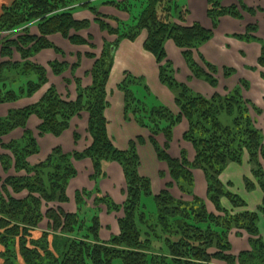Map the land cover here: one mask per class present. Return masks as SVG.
<instances>
[{"label":"trees","instance_id":"obj_1","mask_svg":"<svg viewBox=\"0 0 264 264\" xmlns=\"http://www.w3.org/2000/svg\"><path fill=\"white\" fill-rule=\"evenodd\" d=\"M139 1L144 3V7L138 16L133 18L134 23L125 22L113 30L98 19H95V22L100 29L117 35L121 40L134 41L142 30L146 32L144 50L155 58L159 65V80L174 94L175 104L179 110V115L172 117L168 126L180 122L181 118L188 122L190 131L184 138L187 139L189 135L190 139L187 140L196 146V152L199 150V153H196L197 164L209 174L210 182H215V176L227 163L239 164L244 152L248 154L249 162L253 165L254 176L256 179L259 178L261 176L259 160L264 162V146L261 133L254 127L248 106H251L256 115H260V111L244 100L240 89L230 98L218 100L214 97L211 101L192 93L185 85H180L173 79L171 65L165 61L163 45L166 40H171L175 46L186 51L183 57L192 69V75L215 86L214 79L199 70L191 54L192 50L197 51L211 39L212 31L203 29L197 23L186 25L188 10L184 0L185 5L182 6H179V0ZM99 2L128 13L130 18L134 1ZM78 4L96 14L95 0H13L10 6L3 8L0 16L2 29L14 32L31 23H37L39 30L38 37L25 33L23 36L15 37V41H5L2 46L3 57L11 58V50L14 49L23 61L20 66L23 73L21 75L28 80L26 79L25 92L20 91L22 95L31 97L47 83L44 68L28 62V59L44 49L53 47L47 40L48 36L58 33L74 44L85 43L78 35L70 34L86 30L89 26L88 21L74 20L73 11ZM237 4L223 8L220 0H208L207 17L212 28L217 27L219 19L223 16L238 19L241 18L238 10H246L249 13L254 11L247 9L240 0ZM255 30L254 27L248 29L251 33ZM261 45L257 66L264 68V44ZM85 56L93 58V55ZM79 61L80 59L71 67L73 71L78 68ZM112 63L111 49L101 54L95 61L89 72L92 82L90 89L84 90L80 81L75 78L74 101L62 100L54 88H50L38 104L22 111L10 112L6 120H0V137L6 136L18 127L24 128L26 120L31 115L41 121L38 127L40 134L60 136L68 129L73 117L86 112L89 115L88 133L91 137V146L84 152L68 157L62 155L60 149L56 148L44 162L34 167L28 165L26 161L27 157L38 153L36 142L30 132L25 130L21 139L22 145L17 143L1 145L14 156L15 171L24 172L25 176L7 178L2 183L0 179V246L3 249L0 252V264H18V260H21L22 264H212L213 260L225 264H236V261L238 264H263L264 254L260 243L252 253H242L237 260L227 254L230 250L227 234L231 229L244 228L251 236L257 235L256 219L250 214L235 216L229 214L226 219L217 218L207 214L203 206L196 211L192 205L201 204L196 199H192L193 203L176 201L166 191L153 197L156 214L148 215L145 212L141 197L142 195L152 197V194L149 182L138 177L135 145L130 143L126 152H119L107 137L104 110L106 83ZM204 64L212 73L214 72L212 66ZM13 66L3 69L12 70ZM50 68L55 76H61L68 66L64 63H53ZM127 78L119 86L125 94L126 112L135 98L128 90ZM16 97L14 94H3L0 91V103L15 100ZM137 101L141 104L139 100ZM163 112H166L165 109L152 108L148 114L146 113L150 123L145 119L139 123L138 119V124L159 132L164 119L161 114ZM192 134H198L199 137L194 139ZM73 138L74 141L79 139L77 134ZM182 154V163L164 153L159 154L158 159L166 163L171 179L181 192L189 195L190 180L187 171L189 165ZM84 158L89 159L92 165V178L95 181L104 176L102 170L104 162L119 164L125 176L126 195L123 204L116 205L107 197L101 201L109 214L122 211V217L117 220L119 233L111 236L107 243L99 240L98 208L88 209L90 212L92 210L91 220L85 219V216L80 218L86 209L82 194L88 195L87 192L75 194L76 212L73 214L49 207L52 203L68 202L66 188L68 182L76 176L71 159ZM1 160H5L1 164L6 171L10 160L6 158ZM30 175L32 177H29ZM258 182L264 192V184L261 180ZM23 193L26 194L21 199L14 197ZM216 194L220 195L219 192ZM210 198L216 210H221L217 197ZM231 202L233 206H237L236 199H231ZM262 206L261 209H264V200ZM44 220L48 222L46 231L41 233L40 238L35 239L33 234L38 231L37 227ZM152 239L159 243L158 246L153 244ZM209 250H215V253L209 254ZM153 252L161 257L154 256Z\"/></svg>","mask_w":264,"mask_h":264},{"label":"rangeland","instance_id":"obj_2","mask_svg":"<svg viewBox=\"0 0 264 264\" xmlns=\"http://www.w3.org/2000/svg\"><path fill=\"white\" fill-rule=\"evenodd\" d=\"M86 1H93V0H86ZM95 1H117V3H121L124 1H134V2H133L132 10H130V18H129L128 13H126V12H124V11L114 7V6L103 5L100 2H99V4L95 5V13H96L95 15L90 11V9L82 8L80 4L75 5V6H77V8L74 9V11H73L74 20H76V21H88L89 26H88V29H86V30H82V31L76 32V33L70 32V34H71V36H73L75 34L78 35V37L81 40H83L85 43L82 45L81 44H74V43L70 42L68 39L62 37L60 34L56 33V34H53V35L47 37V40L53 46L52 48L44 49V50L40 51L38 54H36L35 56H33L32 58L28 59V62H30L36 66H40V67L44 68V70L46 72V81H47L46 84H49V85H47L46 92L50 88H54V90L56 92L58 91V89L56 88V83H59V82H58V80L55 79V77H60V76H55L53 74L51 68H50L51 64L59 63V62L54 61V59H55L54 57H56L58 55L60 56L59 58L62 61H64L63 63L65 65H67L66 63L71 64L75 60H76V62H78V59L84 58L88 61H86V63H83V64H88L90 66L89 68H84L83 72L80 71V73H79L80 76H78V75L76 76V74H75L76 72L73 71L71 68L73 65L72 64L67 65L68 66L67 70H65V72L61 75V76L64 75V78L66 77V78L70 79V80H64V78L62 77L61 85L63 84L62 87L64 86L63 87L64 93H66V95H67L68 94L67 92H71V89L73 90V88H75V82H74L75 78H77L80 81L81 86L84 90L90 89L92 82L90 79L89 72L91 71L95 61L98 60V58L101 56V54L108 52L111 48H113V47L117 48V46L121 42L127 41V42L134 43L135 41H137L138 39L141 38L142 43H143L142 46H143V50H144V43H145L146 38H147V34L144 30H142L139 33V35L136 37V39L134 41H129L128 39H122L121 40V39H119V37L117 35L109 34L108 31L100 29L97 22H95V19H98V20L102 21L103 23H105L109 27V29L111 28L113 30L117 29V27L122 23H125V22H127L129 24H131L132 22L134 23V21H132V20H133V18H136V16H138V13L144 7V3H142L139 0H95ZM144 1H146V0H144ZM179 1H180L179 6L185 5L183 0H179ZM12 2L13 1H6V4L1 6L0 16L2 14L3 8L10 6L12 4ZM81 3H83V2H81ZM241 3H243V2L241 1ZM236 5H238V4L236 3ZM243 5L247 9L252 10V11L254 10V11L252 13H249V11H246V10H242V11L238 10L239 14L241 15V18L237 19V18L231 17L235 20L243 21L242 23H243L244 33L241 36L240 35L236 36V39L238 38L239 40H241L245 43L257 44L258 45V51H259L258 57H257V60H258V58L260 56L261 46H262L261 44H264V39H260L261 37L259 36L260 33H258V31H259V29H261V27H260V24L257 23L258 21H256V20L251 21V20H249V18L250 17L256 18L258 16H261L263 18L264 17V11L260 7L258 8L256 5L250 6V5H247L245 3H243ZM261 5L264 6V4H261ZM233 6L234 5L226 7V6L222 5L223 8H229V7H233ZM107 8H110V9L108 10ZM82 11H85V12H83V14L79 15V17H77V18L79 19L81 17L83 20H77L74 17V14L76 12L81 13ZM119 13H121V14H119ZM174 23H175V21H174ZM186 25H188V26L190 25L188 20H187ZM250 27H254L256 29L254 33H251L248 31V29ZM2 28L3 27L0 26V31H1V33H0V77H1L0 78V91L3 94H12V95L14 94L15 96H17L15 100H12V101L8 100V101H5L3 103H0V120H6V118L8 117V114L10 112L22 111L26 108H29V107H32V106L38 104V102H40L42 100V98L46 92L44 94H42L43 93L42 92L41 93L42 96H41L39 91H37V93H39L38 95L36 94V100L38 102L33 103V104H31L30 102H27L26 99H29L32 96L26 97V95H22V93H20L21 90L25 92V90L27 89V86H25V85H26L27 80H28L27 78H24V75H21L23 73H22V67H20V66L22 65L23 61H21L20 55L14 49H12L11 50L12 51V57L11 58H6V57L2 56V46H3V43L5 41L6 42L15 41V37L23 36L25 33H27L28 35L33 36V37H38L39 36V30H38L37 23H31V24L27 25L26 27L15 30L14 32H10L9 30H4ZM94 32H95V34H94ZM261 33H262L261 35L263 38L264 32H261ZM212 36H213V32H212ZM250 38H254L257 40H252ZM211 39H212V37H211ZM62 41H64L66 44L68 43V45H70V47H72V49H73V47H78V49H82L83 55H76L74 58L73 55H71V52H69V50L62 52L65 49L64 45H62L63 44ZM167 42H172V41L166 40L164 42L163 49H164V52L166 55L165 61L171 65L170 69L172 70V77L178 84L185 85L187 88L190 89V91L192 93H194L198 96H201L208 101H211L214 97H215V99H218V100L219 99L222 100V98H226V97L230 98L236 90L240 89L241 95L244 98V100L251 103L254 107H256L260 111V115H256L255 112L251 109V106H248V111H250V115H251L254 127L261 133L262 146H264V114H263L264 112L261 111L259 107L255 106L250 100H248L245 97V95L243 96L244 92H246L250 88L249 83L246 81V79H244L245 75H246V71L247 72H250V71L256 72L257 69L261 68V67L257 66V60H256V66L255 67L243 66L242 69H240V68H234L233 66H229V65H222L221 59H217L221 64L214 65L213 63L209 62V60H206L200 54L199 49L201 47L198 48L197 51L192 50V52H191L192 60L194 61L195 65L199 68V70H201L202 72H204L207 75H210L214 79L216 84H215V86H211L205 80L197 79V78H195V76L192 75V69L187 65V63L183 57L184 53L186 52L185 50L175 46L179 52L180 59L182 61V65H183L182 68L177 65V64H179V62L177 63L176 61H174V59L170 60L168 58L167 52H166L167 51L166 50ZM46 51H48V52H46ZM57 51H59V52H57ZM44 52H46V53H44ZM145 52L148 53L147 51H145ZM87 54L93 55V58H92V56L86 57L85 55H87ZM148 54H150V53H148ZM153 59H154V62L156 64V67H157L156 68L157 69V82L160 86L164 87L168 91L170 97L172 98L171 109H169V107H167L162 102H159L154 96H152V93H151L149 87L146 85V81L144 78L134 76L130 72H124L123 77H122L123 80H121V83L118 85L117 88L119 89V86L123 83L125 78L128 77L127 78V83H128L127 87L129 86L128 90L135 97V98H133L134 103H132L130 105L131 107L128 110V112L125 111V107H124V115H125L124 117L130 121H134L136 123V125H138L141 128H144L147 131L143 133L142 137L137 136L134 139L130 140L129 143L127 144V148L125 150H120L117 147H115L112 140L110 139V137L107 133V137L111 141L113 147L119 152H126L128 150L130 143H133L135 145V155H136V159H137L136 168H137L138 177H140L141 179H146L149 182L150 193L152 194V197H146L144 195H142V197H141V204L144 207L145 212L148 215H155L156 214V207H155V202L153 200V197H156L161 192L166 191L176 201L192 202V199H196V201L201 202V204L195 203L192 205L196 211H197V209H200L201 206H203V208H205V211L207 214L213 215L214 217H217V218L226 219L225 217L228 218L230 215L235 216V215L250 214L251 216H253L256 219L255 223H256V229L258 232L257 235L251 236L244 228H240V229L233 228V229H231L229 231V233L227 234V242L229 245L228 247L230 248V250L227 254L237 260V257L242 253H252V251H254L255 247H259L258 243H260V245L262 244V249H263V254H264V209H261L263 207L262 204H263V200H264V192L261 190L260 184L258 182V180H261L262 183L264 184V162L259 160L260 167H261V176L256 179V177L254 176L255 170L253 168V165L250 164V162H249L248 154L246 152H244L241 156L239 164L234 163V162L227 163L220 170L218 175L215 176V182L217 181L216 184H215V182H210L209 174H206L205 173L206 171L204 170V168L197 164L198 158L196 159V153H199V150L197 149V152H196L195 151L196 146L194 144H192L191 141L187 140L188 138L190 139L189 135H188L187 139L184 138V135L188 134L190 131V125L188 124V122L184 118H181L180 122L176 123L175 125H169L168 126L171 118L179 115V110L175 104L174 94L164 84H162L160 82V80H159V65L156 63V60L154 57H153ZM76 62H74V63H76ZM231 62L232 61L230 60V63ZM204 63L212 66L214 68V72L212 73V71H210V69L207 68ZM60 64H62V63H60ZM12 65H14L13 66L14 68H12V70H10L9 68H8L9 70L3 69L4 67H8V66L11 67ZM112 67H113V63L111 66V70H112ZM111 70H110V72H111ZM186 76H188V77H186ZM18 77H19V80H18ZM189 82H191L192 84L197 83V82L202 83V84H204V86H203L204 88L198 87L197 88L198 91H193L189 86ZM138 87H140L141 89H139ZM144 88H146V89L148 88L147 91L144 90ZM205 89H210V90L205 91ZM118 91L122 92L123 98H124L125 97L124 91L121 89H119ZM75 92H76V89H75ZM58 95L60 96V98L62 100L70 102V100H66V99H68L67 96H66V98H64L60 94H58ZM75 99H76V97H75ZM136 99L139 100L141 102V104H139ZM107 103L108 102H106V107H107ZM152 108H158L161 110L165 109V111H166V112L161 113L162 118H164V119L161 122L159 132H157L155 130L152 131L150 128L148 129V128L142 127L138 124V119H139V123H141V120H143V119H145L146 122L150 123V121L148 120L147 114H148L149 110ZM134 110H136V112H133ZM82 113L84 115H86V117H87V124L85 123V129H84V135H83L84 138H87V141H86L87 144L84 143L86 148L80 149V150L74 149L70 153V152L64 151L61 146L56 145L55 147H53L49 151L47 157L43 161H39L36 164L34 163V165H30L28 162V159L31 157H38V155H39L38 139H41L47 135L52 136L54 138H59L68 129L65 130L60 136H54V135L47 134V133L40 134L38 132V127L41 125V121L36 116L31 115L26 120L24 128L18 127L16 129H14L12 132H10L9 134H7L6 136L0 137V179L2 180L1 183L4 180H6L7 178H21V177L25 176L24 172L17 173L15 171V168H14V160L15 159H14V156L12 155V153L9 152L7 149L5 150L1 147V145L2 146H8L11 143H17L18 145H22L23 142L21 141V139L23 138V134H24L25 130L32 134V137L34 138V140L36 142V146L38 148L37 154L29 156L26 159L28 165H30L32 167L38 166L39 164L44 162L51 155L53 150L56 148L60 149L62 155H65L68 157L71 155H74V154H80V153L84 152L87 148H89L91 146V137L88 133L89 115L86 112H81L79 115H82ZM78 116L73 117L71 119V121L74 118H77ZM221 117H222V113H221ZM32 118L35 121V127L33 130L30 128V126H31L30 119L32 120ZM71 121H70V124H71ZM76 123L79 124L78 122H75L73 124H76ZM73 124H71V125H73ZM71 125H69V126H71ZM106 127H107V121H106ZM16 130H18V132H19L18 135L13 133ZM75 132H73V136L76 135ZM167 135H169V136H167ZM78 137L80 139V136H78ZM198 137H199L198 134H192V138L197 139ZM79 139L77 141H74V138H73L74 145L77 144ZM65 140H66V138H65ZM138 146H147L150 149H152L154 157H155L156 161H158L157 163L160 165L159 169L158 168L153 169L154 175H150L149 178L142 176V174L139 171L140 160H139V155H138V150H137ZM162 153L167 155L169 158L178 161L179 163H182L181 154L183 153L182 155L186 159L187 164L189 165L188 166L189 168L187 169V171L189 173L188 177L190 180V187H189L190 194L189 195H186V194L181 192V190L177 187L176 183L171 179V177L169 175L168 166L166 165V163L162 162L158 159L159 158L158 155L162 154ZM2 158H6V159L10 160V164H9L8 169L6 171L3 169V166L1 164V162L3 163V161H5V160H1ZM195 159H196V161H195ZM86 161H89V159H85V158L81 159V160L71 159L73 167H74V162H77V163L83 162V164H77L76 169L74 167V169L76 170V174L77 173L83 174L86 170H87V172L90 171V170H88L89 164ZM113 163H115V162H113ZM86 165H87V169L84 168V166L86 167ZM91 167H92V165H91ZM83 169H85V171ZM121 170H122V168H121ZM122 173H123V171H122ZM92 174H93V171H92ZM92 174L89 177V179H90V181L95 182V180L92 178ZM29 177H32V175H30ZM123 179H124V184H123V189L121 190L122 191L121 194H124V196H125L126 195V181H125L124 173H123ZM1 183H0V185H1ZM169 185H170V187H168ZM109 186H108V189L110 190ZM89 187H90V185H89ZM94 190L83 189V191H81V192H87L88 193V195L82 194L83 201L87 203V206H86V209L83 211V213L80 215L81 219L84 218V216H85V219L91 220L92 210L90 212L88 210L89 208L94 207L95 209L98 208V210L101 211L100 208L105 207L104 206L105 204L103 202H101L102 198L107 197V199L112 201L111 197L108 195L109 193H106L105 190L100 191L98 187H95ZM9 192H10V190H9ZM217 192H219L220 195L216 194ZM14 197L21 199L24 196H23V194H21V195H15ZM210 197H212L213 199L215 197H217V202L219 203L221 210H216L215 204L212 202L213 200ZM74 198H75V196H74ZM231 199H236L237 206H233ZM119 201H120V199H119ZM74 203H75V199H74ZM52 204H54V206H49L50 208L60 209L59 207H57L58 203H52ZM88 205H90V206L88 207ZM121 212L120 211L114 212L110 215L107 214V215H105V218L103 217V219L100 220L101 226H100V230L98 232V236L100 233L99 240L101 242L107 243L110 240V237H109V240L106 241L108 239V236H112V235L115 236V234L117 235L119 233L117 220L122 217ZM225 212L228 214L227 215L224 214ZM73 213H74V211H73ZM99 217H100V215H99ZM149 223H150V221H149ZM169 223H171V222H169ZM47 225H48V222L46 220H44V222L40 223L39 226L37 227L38 231H36L33 234V237L35 239L40 238L41 233L43 231H46ZM100 238H102V239H100ZM49 241H51V237H49ZM152 242L156 246H158V244H159L154 239H152ZM2 250L3 249L0 246V252ZM214 253H215V250H209V254H214ZM153 255L157 256V257H161V255H159L158 253L153 252ZM0 263H1V260H0ZM18 264H22V261L18 260ZM115 264H119V263H115ZM212 264H225V263H222V262L220 263L218 261L213 260ZM236 264H238L237 261H236Z\"/></svg>","mask_w":264,"mask_h":264},{"label":"crops","instance_id":"obj_3","mask_svg":"<svg viewBox=\"0 0 264 264\" xmlns=\"http://www.w3.org/2000/svg\"><path fill=\"white\" fill-rule=\"evenodd\" d=\"M6 1H13V0H0V9L2 5L6 4ZM184 1L188 10L187 20L190 23V25L193 23H197L203 29L213 32L212 39L203 46H201V48L199 49L200 54L206 60H209V62L213 63L214 65H219L221 63L217 59H221L222 65H229V66H233L234 68H240V69H242L243 66L245 67L256 66V60L259 52L258 45L255 43H245L239 40L238 38L236 39V36L238 35L241 36L244 33V28L242 23L243 21L235 20L229 16H223L219 19L217 27L213 29L211 21L207 17L208 0H184ZM220 1H221V5L227 7L231 5H236L238 0H220ZM240 1L250 6L256 5L258 8L260 7L264 11V6L261 5L264 4V0H240ZM96 4H99V1H96ZM107 9L109 10L110 8ZM83 12L85 11H82L81 13L76 12L74 14V17L77 20H83L81 17L79 19L77 18L79 17V15L83 14ZM249 20L258 21L257 23L260 24L261 27L258 33H260L259 35L261 37L260 39H264V37L262 38L261 35L262 34L261 32H264V17L263 18L261 16H258L256 18L250 17ZM62 42H63L62 45H64L65 48L62 52L69 50V52H71V55H73L74 58L76 55H83L82 49H78V47H73L72 49V47H70L68 43L66 44L64 41ZM142 45H143L142 39L140 38L134 43L123 41L117 46V48L116 47L114 48L113 67L108 77V81L106 83V102H108L107 107L104 111V116L107 121L106 130L114 146L120 150H125L130 140L134 139L137 136L142 137L143 133L147 131L144 128H141L138 125H136L134 121H130L124 117L125 116L124 98L122 92H119L118 91L119 89L117 88L118 85L121 83V80H123L122 77L124 72H130L134 76L144 78L146 81V85L149 87L152 93V96H154L159 102H162L167 107H169V109H171L172 98L170 97L168 91L164 87L158 84L157 69H156L157 67L154 62V59L150 54L146 53L143 50ZM166 50H167L166 52L168 58L170 60L174 59V61H176L177 63L179 62V64L177 65L182 68L183 67L182 61L180 59L179 52L176 49L175 45L172 42H167ZM59 57H60L59 55L54 57L55 58L54 61L63 63L64 61H62ZM230 60L232 61L231 63ZM86 61L88 60L84 58L80 59L79 66L75 70L76 76L77 75L80 76L79 73L80 71L83 72L84 68L90 67L88 64H83L86 63ZM74 62H76V60ZM74 62L71 64L72 65L76 64ZM66 64L71 65L70 63H66ZM62 77L64 78V75L60 77H55V79L58 80L59 82L56 83V88L58 89L57 92L64 98H66L67 96L68 99L66 100L74 101L76 97L75 88H73V90L71 89V92H67L68 94L66 95V93H64L63 90L64 86L62 87L63 84L61 85ZM244 79H246V81L249 83L250 88L246 92H244L243 96L245 95V97L248 100H250L255 106L259 107L260 110L264 112V68L257 69L256 72L246 71V75ZM64 80H70V79L65 77ZM47 85L49 84H46L39 90L40 94L42 92H43L42 94L46 92ZM189 86L193 91H198L197 89L198 87L204 88L203 87L204 84L198 82L193 84L189 82ZM138 88L141 89L140 87ZM147 89L144 88V90L146 91ZM209 90L210 89H205V91H209ZM39 93L36 92L31 98L26 99V101L30 102L31 104L38 102L36 100V94L38 95ZM30 121H31L30 128L33 130L35 127V121L33 120V118L32 120L30 119ZM75 122H78L79 124L77 123L73 124ZM85 123L87 124V117L82 113V115H79L77 118H74L71 121V124L73 125L70 124L71 126H69L68 130L65 131L64 134L59 138H54L52 136L47 135L41 139H38L39 155L38 157L29 158L28 159L29 164L34 165V163L36 164L39 161H43L47 157L49 151L56 145L61 146L64 151L70 153L74 149H78V150L85 149L86 146L84 145V143L87 144L86 143L87 138L83 137ZM73 132H75L78 136H80V139L76 145H74L73 142ZM13 133L17 135L19 134L18 130L14 131ZM137 150L140 160L139 171L142 174V176L149 178L150 175H154L153 169L154 168L159 169L160 165L157 163L158 161H156L153 151L149 147L138 146ZM86 162H88L89 164L88 170L90 171L88 172L87 170L85 171V169H87V165H86V167L84 166L85 169L83 170L85 172L83 174L77 173L76 176L68 182L66 188V195L68 198V202L58 204L57 207H59L66 213L73 214V211L75 213L76 212V206L74 203L75 193H80L81 191H83V189L94 190L95 187H98L100 191L105 190L106 193H109L108 195L111 197V200L115 204L121 205L125 199V196L124 194H121L122 193L121 190L123 189L124 179L120 166L113 162H104L102 164V170L104 172V176L93 182L90 181L89 179V177L92 174L91 163L90 161H86ZM77 164H83V162H79V163L74 162L75 169L77 167ZM108 186L110 187V190L108 189ZM25 194L26 193H23V196H25ZM49 206H54V204L52 205L50 204ZM89 206L90 205H88V207ZM93 208H89V210ZM100 209L101 211L99 214L100 215L99 222L100 220L103 219V217L105 218V215L109 214L107 213L105 207H102ZM99 237H100V233H99ZM109 237L111 236H108V239L106 241L109 240Z\"/></svg>","mask_w":264,"mask_h":264},{"label":"water","instance_id":"obj_4","mask_svg":"<svg viewBox=\"0 0 264 264\" xmlns=\"http://www.w3.org/2000/svg\"><path fill=\"white\" fill-rule=\"evenodd\" d=\"M113 50H114V48H111V54H113Z\"/></svg>","mask_w":264,"mask_h":264}]
</instances>
